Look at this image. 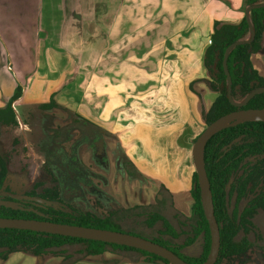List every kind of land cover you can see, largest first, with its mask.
<instances>
[{
	"label": "crops",
	"instance_id": "obj_1",
	"mask_svg": "<svg viewBox=\"0 0 264 264\" xmlns=\"http://www.w3.org/2000/svg\"><path fill=\"white\" fill-rule=\"evenodd\" d=\"M67 1L62 12V0H33L37 14L26 19L27 25L4 18L17 24L11 25L15 30L7 40L9 51L17 59L15 73H7L0 81V107L18 85L22 89L13 102L14 109L18 102L45 103L56 96L61 84L46 82L44 55H57L60 59L66 50L83 56L89 64L92 57L106 54L109 45L116 43L120 56L116 66L128 70L132 77L103 78L99 115L90 109L85 115L99 124L105 135L115 139L134 170L131 181L137 183L132 187L137 205H144L143 201L151 197L163 214L180 212L189 217L192 177L196 173L192 146L206 126L203 113L217 92L207 86L205 79L180 74L204 72L203 55L210 44L214 22L239 23L249 15L247 7L243 0H133L136 6L147 5L148 12L128 9L125 13V3L128 8L135 7L129 4L131 0ZM47 4L53 7L50 20L44 13ZM51 36L56 45L50 44ZM250 36L249 33L246 38ZM250 59L264 77V30L261 48ZM156 69L161 70V76L147 72ZM140 70L146 71L145 77L139 75ZM141 188L142 193L137 196L135 189ZM145 189L148 192L144 193ZM108 255L111 254H105V260L112 258ZM31 258H37L39 264L45 259Z\"/></svg>",
	"mask_w": 264,
	"mask_h": 264
},
{
	"label": "trees",
	"instance_id": "obj_2",
	"mask_svg": "<svg viewBox=\"0 0 264 264\" xmlns=\"http://www.w3.org/2000/svg\"><path fill=\"white\" fill-rule=\"evenodd\" d=\"M262 2L264 0H243L245 7ZM250 26L253 28L250 39L236 43L249 36ZM263 30L264 5L252 7L249 16H244L239 23L214 22L203 64L209 75L205 79L206 84L217 92V96L203 113L206 126L236 109L264 108V91L256 92L243 105H236L228 98L229 86L235 102L243 101L255 89L264 87V77L252 66L250 59L251 54L261 48ZM21 89L22 86L18 85L8 102L0 107V129L3 125L17 124L13 102L21 95ZM56 105L51 96L40 106L51 109ZM203 163L220 235L219 255L215 264H249L255 249L262 251L261 255L264 256V235L258 224L261 219L264 220V120L247 119L219 129L204 145ZM7 173L6 162L0 156V188ZM130 174L134 175V170ZM7 189L14 192L12 186ZM25 195L28 199L19 202L20 208L0 206V218L41 220L118 232H125L120 224L137 227L138 231L126 229L125 233L166 247L187 264H203L210 253V230L196 173L192 177L189 217L180 212L167 216L157 205L111 208L105 214L86 210L63 204L57 186L45 187L39 182ZM36 198L47 200L50 205L36 202ZM12 253L43 259L57 257L61 259V264H79L88 258L104 264H119L121 259L118 257L132 263L171 264L155 254L129 246L0 228V262L7 260ZM107 253L112 258L105 260Z\"/></svg>",
	"mask_w": 264,
	"mask_h": 264
},
{
	"label": "rangeland",
	"instance_id": "obj_3",
	"mask_svg": "<svg viewBox=\"0 0 264 264\" xmlns=\"http://www.w3.org/2000/svg\"><path fill=\"white\" fill-rule=\"evenodd\" d=\"M61 1V0H60ZM127 1V0H125ZM11 2H17L12 4ZM67 0H62L61 9H66L63 3L67 4ZM33 0H0V81L6 77V74L15 73L14 62L17 59V55L9 51L7 47L8 37L12 35V31L15 30L11 24L4 18L11 20H18L27 25L26 19H31L36 15L35 7L32 5ZM136 2L129 1L131 6L124 4L123 12H128V9H133L137 12L147 13L148 6L141 5L136 6ZM146 4H148L146 2ZM45 15L48 14L50 20L53 13V7L51 4H47ZM58 10V8H56ZM60 9V10H61ZM61 12V11H60ZM51 24V22H49ZM50 44L53 42L56 45V40L51 37L48 38ZM111 42V41H110ZM58 44V41H57ZM116 43L110 44L108 52L106 54L92 57L90 63L80 55L74 56L64 50L60 54V59L57 55L46 54L44 55V75L46 82L53 81V83H60L61 85L55 91L56 96L54 100L57 105L54 108L41 107L42 103H28L18 102L15 105V112L18 124L15 125H3L0 129V154L4 155L8 160V165L11 168L10 178L6 180V184H12L16 187L17 195L13 196V199L18 201L25 200L24 192L35 182H42L45 186H57L60 194V198L64 204L75 205L78 208L93 210L99 213H106L111 208H132L137 206L135 203L137 199L133 197V185L137 183L132 182L133 175L130 174V169L126 168L128 164L125 160V156L119 150L115 139L110 135H104V139L107 144V165L106 170H102L100 166L94 161L92 157L93 153V141L97 138V135H101L102 131L99 124L91 121L89 117L85 115L90 109L93 113L99 115L100 112V91L101 82L103 78L109 77H132L131 73L126 69H118L116 63L119 61ZM122 57V56H121ZM127 61V60H126ZM91 64V67L88 65ZM146 71L140 70L139 75L145 77ZM154 77L161 76V70H150ZM184 71L181 72V77L191 76L198 79L209 78L207 70L204 72L201 70L188 71L187 75H184ZM49 100V99H48ZM47 100V101H48ZM239 103V102H238ZM57 127L58 138H64L66 136V130L70 127V132L76 135L78 145H75L72 134L65 139L69 142L65 143L64 147L69 154L65 156V152L62 150L57 151L59 153V162L57 157L49 156L47 163L42 165L45 160V154L47 153L46 147L42 146L44 141H48L49 137L53 140H57V146H60V140L55 138ZM50 131V132H49ZM49 134V135H47ZM51 134V135H50ZM47 135V136H46ZM70 138V139H69ZM46 143V142H44ZM55 145V143H52ZM48 146V145H47ZM53 146H51L52 148ZM32 148V152H30ZM61 148V147H59ZM74 150L79 152L80 157H83V163L77 162L91 169L92 171V184L97 188H102L107 196L105 198H99L92 192L82 189L81 191L68 187L67 184L60 182L63 177L58 174L57 165H61V161L65 165L75 162ZM46 151V152H45ZM52 151L55 152V150ZM51 153V152H50ZM29 155V157H28ZM39 158L40 160L36 159ZM16 165V167H14ZM65 168V167H62ZM87 171V170H85ZM66 175L65 178H68ZM103 182V184H101ZM141 183L140 185H142ZM143 186V185H142ZM148 190H144V193ZM141 191L135 189V194L141 195ZM3 193H0V196ZM135 195V196H136ZM116 202V203H115ZM148 202H150L148 204ZM154 198L145 199L144 205H155ZM115 204V205H114ZM158 206V205H157ZM156 206V207H157ZM122 212V211H121ZM131 224V223H130ZM133 224V223H132ZM262 233L264 235V220L258 222ZM122 231L127 232L126 229L131 231H138L137 227H127L124 224H120ZM187 232V231H186ZM143 233V232H141ZM145 234V233H143ZM261 251L255 249L252 251L253 258H256L249 264H264V259L260 257ZM109 254V253H108ZM111 255H108L110 257ZM46 257L44 261H40L41 264H61V259ZM121 259V264H131L127 259L118 257ZM85 262H95L94 259L88 258ZM0 264H39L36 259L31 258L30 255L24 253H12L7 260L0 262Z\"/></svg>",
	"mask_w": 264,
	"mask_h": 264
},
{
	"label": "water",
	"instance_id": "obj_4",
	"mask_svg": "<svg viewBox=\"0 0 264 264\" xmlns=\"http://www.w3.org/2000/svg\"><path fill=\"white\" fill-rule=\"evenodd\" d=\"M262 5H264V2L248 6L247 10L249 12L252 7H257ZM246 16L248 17L249 15L246 14ZM249 30H250V35L252 36L253 35L252 26H250ZM249 39L250 38L241 39L236 43ZM227 77L230 85L231 80L228 71H227ZM258 91H264V87L255 89L250 94H248L243 101L238 103L232 100L231 88L229 86L228 98L236 105L237 104L243 105L248 101V99L253 94H255ZM242 115H254L255 117L239 119V117ZM247 119L264 120V108L262 109L240 108L220 116L219 118H217L216 120H214L212 123H210L204 128V130L197 136L192 146V156L194 160L195 172L197 174V181L201 190L202 207L208 222L210 236H211L210 253L207 260L203 264H215L219 255V248H220L219 227L214 217L210 186L204 170V163H203L204 145L206 141L222 127ZM105 155L106 152H105L104 141L103 139H100L96 144L95 157L98 160L103 161ZM2 204L6 207H10L13 209H16L18 207L15 203H10V202H2ZM0 228L31 230L36 232H45L50 234L83 238L87 240H96L107 243H114V244L129 246L143 251H147L149 253L155 254L169 261L171 264H187L168 248L163 247L144 237L132 235L130 233H125V232L96 229V228L82 227V226L69 225V224H60V223L41 221V220L12 219V218H0Z\"/></svg>",
	"mask_w": 264,
	"mask_h": 264
},
{
	"label": "flooded vegetation",
	"instance_id": "obj_5",
	"mask_svg": "<svg viewBox=\"0 0 264 264\" xmlns=\"http://www.w3.org/2000/svg\"><path fill=\"white\" fill-rule=\"evenodd\" d=\"M17 124H18V122H17ZM60 128L57 127V131L54 130V132H56L55 138H58L57 132H58V129H60ZM66 133L67 134H66V136L63 139L65 140V143L66 142L68 143L69 141L67 139H65V138L67 137V135L69 136V134L70 135L72 134V132H70V127L67 128ZM103 134L105 135L104 132H102L101 135H97V138L93 141V153H92V157H93L94 161L98 164V166H100L102 168V170H106L105 168H106V165H107V144H106V141L104 139V135ZM47 135H49V134H47ZM74 136H76V135L72 134L73 139H70V138L69 139H70V141L74 140L75 141L74 143L77 146L78 145V141L81 140V139H78V141H77L76 137H74ZM58 139L59 140L61 139L60 140V146H59L61 148H59L57 146V142L58 141L57 140H53L52 137L51 138L49 137V143H48V141H44L46 143H44V142L42 143V146L43 147H46V151H47V153L45 154V160H43L42 165H44V163H47V160H49L52 157H55V158L57 157L56 158L57 159V162H59V157L60 156H59V153H56L59 150H62L63 152H65L64 155L66 157L69 156V154H67V152L65 150V147H64V140L62 138H58ZM100 139H103V141H104L105 152H106V155L103 158V161H100V160H98L95 157L96 144H97V142ZM52 143H55L56 146H54V144H52ZM51 146H53L52 148H53V150H55V152L52 151ZM30 152H32V148H30ZM74 153H75V158L74 159H76L75 162H72L70 164L68 163L67 165H65V162L63 163L61 161V163H60L61 165H57V166H60V167H58V174H59V176L63 177V179H60V182H63L64 184H67L68 187L71 188L72 190L77 189V190H74V191H77L78 192L79 190L81 191L82 189H85L87 191L92 192L95 196H97L99 198H105V199H107V196H106L104 190L102 188H97V187H95L92 184V178H91V175H92V172L91 171L92 170L89 169L88 167L84 166V164L83 165H80V164L77 163V162L83 163L82 161H84L85 159L83 160V157H80V154H79L78 151L76 152L74 150ZM50 154H52L53 156H51L49 158ZM0 156L3 157V159L5 160L6 165H7V170H8V173H7L6 179L4 181V184L0 188V193H3V195L0 196V206H4L2 204V202H10V203H15L18 206L17 208H20L19 202H22V201H18V200L13 199V196L17 195V193H18L17 190H16V187L14 185H12V184H6V180L8 178H10V175H11V168L8 165L9 162H8L7 158L4 155H1L0 154ZM28 157H29V155H28ZM36 159L40 160L38 157ZM125 166H126V168H129L130 171H131L132 168H130V166H128V165H125ZM14 167H16V165H14ZM62 167H65V168H62ZM85 170H87V171H85ZM66 175H69V177L68 178H65ZM36 182H39V181H35L28 189H30ZM39 183H42V182H39ZM53 184H54V182H52V186H45V185L44 186L45 187H51L52 188V187H55V185L53 186ZM101 184H103V182H101ZM9 186L14 187V192H12L11 190H8L7 189ZM27 190L23 194L24 197H25V199H28V196L25 195L26 192H27ZM57 190H58V187H57ZM35 200H36V202H39L41 204L50 205V203L47 200L39 199V198H36ZM54 203L55 202L53 201L52 204H54ZM4 207H6V206H4ZM260 253L263 254L262 251ZM260 257L264 259V256L260 255ZM255 259L256 258H253V260H255Z\"/></svg>",
	"mask_w": 264,
	"mask_h": 264
},
{
	"label": "bare ground",
	"instance_id": "obj_6",
	"mask_svg": "<svg viewBox=\"0 0 264 264\" xmlns=\"http://www.w3.org/2000/svg\"><path fill=\"white\" fill-rule=\"evenodd\" d=\"M250 117H255V116L254 115H242L239 117V119L250 118Z\"/></svg>",
	"mask_w": 264,
	"mask_h": 264
}]
</instances>
